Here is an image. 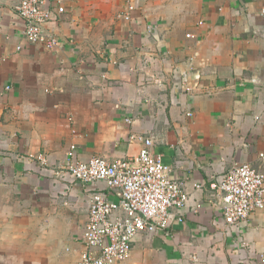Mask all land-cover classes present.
Returning <instances> with one entry per match:
<instances>
[{
    "label": "crops",
    "instance_id": "0c3cea01",
    "mask_svg": "<svg viewBox=\"0 0 264 264\" xmlns=\"http://www.w3.org/2000/svg\"><path fill=\"white\" fill-rule=\"evenodd\" d=\"M19 3L0 0V264H78L92 196L116 197L69 165L136 157L132 135L189 200L121 264H262L264 209L229 227L209 185L264 173V0H48L53 49L25 40Z\"/></svg>",
    "mask_w": 264,
    "mask_h": 264
},
{
    "label": "built area",
    "instance_id": "2783aa9c",
    "mask_svg": "<svg viewBox=\"0 0 264 264\" xmlns=\"http://www.w3.org/2000/svg\"><path fill=\"white\" fill-rule=\"evenodd\" d=\"M47 1L20 0L16 10L24 22L25 40L53 49L59 42L45 28L53 18V10L47 7ZM136 9L129 1L122 18L133 21ZM58 11L63 13L64 9L59 7ZM127 122L132 121L128 119ZM131 140L143 144L136 157L113 163L95 157L69 165L68 172L85 189H92L96 182L102 181L110 195L116 197L112 201L100 193L92 196L82 236L85 250L80 254L78 264L126 262L139 234L168 230L171 210H181L187 205L189 197L183 184L172 177L171 168L163 156L153 153V139L132 135ZM72 149L76 150L75 147ZM40 161L46 162L44 158ZM209 190L220 197V209L229 227L239 226L264 209V173L249 164L235 165L211 183ZM198 261L197 256L191 258L194 264ZM261 263L264 264V258Z\"/></svg>",
    "mask_w": 264,
    "mask_h": 264
}]
</instances>
